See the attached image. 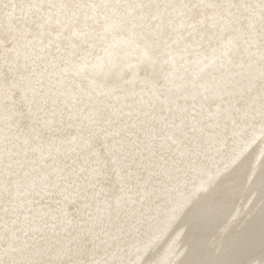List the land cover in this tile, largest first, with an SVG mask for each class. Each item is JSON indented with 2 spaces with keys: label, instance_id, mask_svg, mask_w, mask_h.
I'll return each instance as SVG.
<instances>
[{
  "label": "snow or ice",
  "instance_id": "snow-or-ice-1",
  "mask_svg": "<svg viewBox=\"0 0 264 264\" xmlns=\"http://www.w3.org/2000/svg\"><path fill=\"white\" fill-rule=\"evenodd\" d=\"M0 264H264V0H0Z\"/></svg>",
  "mask_w": 264,
  "mask_h": 264
},
{
  "label": "rangeland",
  "instance_id": "rangeland-1",
  "mask_svg": "<svg viewBox=\"0 0 264 264\" xmlns=\"http://www.w3.org/2000/svg\"><path fill=\"white\" fill-rule=\"evenodd\" d=\"M240 181H242V182H240V184H238V186H239V188H238V186H237V190L233 193V196H232V199L227 203V204H225V205H223L222 207H221V209H220V212H222V213H220V216L221 215H223V212H224V208L226 207V208H233V209H236V211L237 210H246L247 209V207H249V206H247V205H249L248 204V201L247 200H245V193H244V190L242 189V187H243V185L244 184H246V181H244L243 180V178H241L240 179ZM240 186H241V189H240ZM238 197H237V196ZM239 196H240V198H239ZM236 197H237V199H236ZM237 201H236V200ZM244 199V200H243ZM249 199H251V197H249ZM242 203V204H241ZM240 204V205H239ZM236 205H239V206H241V207H238V206H236ZM243 205V206H242ZM236 206V207H235ZM247 206V207H246ZM225 208V209H226ZM240 208V209H239ZM246 208V209H245ZM232 209V210H233ZM235 212V211H234ZM188 239H191L190 237L188 238Z\"/></svg>",
  "mask_w": 264,
  "mask_h": 264
},
{
  "label": "bare ground",
  "instance_id": "bare-ground-1",
  "mask_svg": "<svg viewBox=\"0 0 264 264\" xmlns=\"http://www.w3.org/2000/svg\"><path fill=\"white\" fill-rule=\"evenodd\" d=\"M240 182H242V181H240ZM238 188H239V186H238ZM240 189H241V186H240ZM242 189H243V187H242ZM237 196V195H236ZM238 197V196H237ZM237 197H236V199H237ZM239 198H240V196H239ZM235 199V200H236ZM244 200V199H243ZM237 201V200H236ZM242 204V203H241ZM240 205V204H239ZM239 205H236V206H238V207H241V206H239ZM235 206V207H236ZM243 206V205H242ZM247 206H249V205H247ZM246 206V207H247ZM226 208V207H225ZM224 208V212H223V215H221L220 216V221H224V220H226V219H230V216H229V213H234V211H236V209H233V208H226L225 209ZM248 208V207H247ZM233 209V210H232ZM240 209V208H239ZM246 209V208H245ZM243 210V209H242ZM220 213H222V212H220ZM221 226H223V224H221ZM191 238V237H190ZM212 239H213V236L210 234V233H206V234H204L203 236H201L200 238H199V241H198V243L199 244H211V242H212Z\"/></svg>",
  "mask_w": 264,
  "mask_h": 264
}]
</instances>
